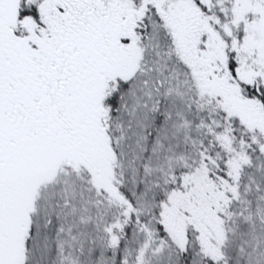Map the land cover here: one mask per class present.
Returning a JSON list of instances; mask_svg holds the SVG:
<instances>
[{
	"label": "snow or ice",
	"instance_id": "snow-or-ice-1",
	"mask_svg": "<svg viewBox=\"0 0 264 264\" xmlns=\"http://www.w3.org/2000/svg\"><path fill=\"white\" fill-rule=\"evenodd\" d=\"M0 264H264V0H0Z\"/></svg>",
	"mask_w": 264,
	"mask_h": 264
}]
</instances>
